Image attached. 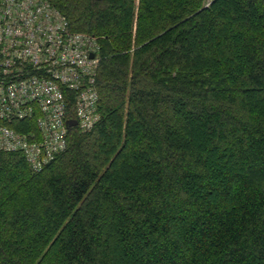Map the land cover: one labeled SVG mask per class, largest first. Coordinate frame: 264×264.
<instances>
[{"label": "trees", "instance_id": "1", "mask_svg": "<svg viewBox=\"0 0 264 264\" xmlns=\"http://www.w3.org/2000/svg\"><path fill=\"white\" fill-rule=\"evenodd\" d=\"M48 1L100 120L39 171L0 153V264H264V0Z\"/></svg>", "mask_w": 264, "mask_h": 264}, {"label": "built area", "instance_id": "2", "mask_svg": "<svg viewBox=\"0 0 264 264\" xmlns=\"http://www.w3.org/2000/svg\"><path fill=\"white\" fill-rule=\"evenodd\" d=\"M97 54L50 1L0 0V153L21 154L39 171L67 148L68 120L92 130Z\"/></svg>", "mask_w": 264, "mask_h": 264}, {"label": "water", "instance_id": "3", "mask_svg": "<svg viewBox=\"0 0 264 264\" xmlns=\"http://www.w3.org/2000/svg\"><path fill=\"white\" fill-rule=\"evenodd\" d=\"M91 58H94V54H91ZM67 124L70 128H73V127L77 126V121L76 120H68Z\"/></svg>", "mask_w": 264, "mask_h": 264}]
</instances>
